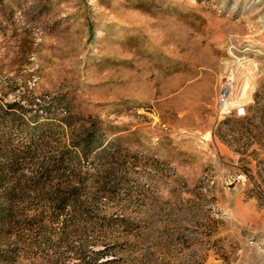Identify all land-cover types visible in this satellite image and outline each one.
Segmentation results:
<instances>
[{
  "label": "rangeland",
  "instance_id": "obj_1",
  "mask_svg": "<svg viewBox=\"0 0 264 264\" xmlns=\"http://www.w3.org/2000/svg\"><path fill=\"white\" fill-rule=\"evenodd\" d=\"M93 122L109 172L75 157ZM0 134L74 156L96 201L19 247L66 264H264V0H0Z\"/></svg>",
  "mask_w": 264,
  "mask_h": 264
},
{
  "label": "trees",
  "instance_id": "obj_2",
  "mask_svg": "<svg viewBox=\"0 0 264 264\" xmlns=\"http://www.w3.org/2000/svg\"><path fill=\"white\" fill-rule=\"evenodd\" d=\"M17 106L25 109L16 101L2 106L5 119L1 125L15 121ZM95 129L93 122L90 128L72 134L75 157L96 153L98 158L107 160L105 169L98 168L97 172H109L113 169L114 153L106 152L108 143L96 146L99 139ZM28 149H17L10 137L0 134V244L9 246L0 247V264H66L60 256L54 258L57 247L19 246L23 242L41 246L52 241L57 230L66 234L79 218L88 216V203L96 201L84 192L88 187L86 177L74 166V156L62 151L44 154L39 148ZM34 255L42 257L43 262L33 259L25 263V257Z\"/></svg>",
  "mask_w": 264,
  "mask_h": 264
}]
</instances>
